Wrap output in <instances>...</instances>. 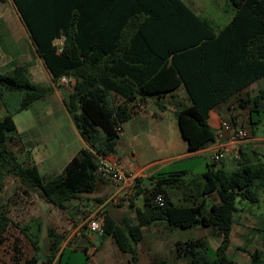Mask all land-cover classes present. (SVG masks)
Returning <instances> with one entry per match:
<instances>
[{
  "label": "trees",
  "instance_id": "16d2710c",
  "mask_svg": "<svg viewBox=\"0 0 264 264\" xmlns=\"http://www.w3.org/2000/svg\"><path fill=\"white\" fill-rule=\"evenodd\" d=\"M11 2L52 83L62 77L73 79V90L63 104L87 148L80 149L61 174L44 183L28 152L20 161L13 150L19 143L13 114L50 96L53 87L33 84L24 66L0 71V105L6 111L0 118V194L3 177L10 175L37 190L46 203L58 210H65L72 200L94 194L102 180L96 172L98 156L114 152L122 126L134 109L127 104L136 98L139 103L174 90L175 84L163 68L169 58L190 100L188 107L174 114L190 152L215 140L204 114L264 78V0H229L232 18L217 33L208 20L196 15L182 0ZM174 35L178 38L174 39ZM112 94L124 103L116 104ZM246 104L250 117L254 114L262 121L264 93L248 99ZM238 155L234 172L227 173L211 163L203 173L202 194L216 193L220 201L211 206L208 216L201 212L203 202L193 207L165 204L155 208L150 204L152 196L148 206L156 212L137 225L124 220L118 225L106 210L102 236H109L118 250L137 264L136 244L142 239L141 227L145 224L164 220L168 227H210L221 237L215 250L201 240L176 242L175 259L184 258L182 264H239L226 255L235 204L237 200L256 203L259 195L264 196V163L255 154L239 151ZM178 180L170 176L162 183L172 185ZM11 223L0 196V245ZM54 237L47 264H68V247L62 248L54 261L59 238ZM86 251L81 250L89 257ZM262 257V251L251 253L255 264ZM30 263L36 264L37 259ZM149 264L168 262L155 260Z\"/></svg>",
  "mask_w": 264,
  "mask_h": 264
},
{
  "label": "crops",
  "instance_id": "0c3cea01",
  "mask_svg": "<svg viewBox=\"0 0 264 264\" xmlns=\"http://www.w3.org/2000/svg\"><path fill=\"white\" fill-rule=\"evenodd\" d=\"M195 14L198 15L197 13ZM230 15L229 19H227L221 27L215 26L208 18L204 19L209 21L214 33H217L223 26L229 23L233 11L230 12ZM19 28L28 38L26 29L20 20ZM173 37L174 39L178 38L176 35ZM35 57L38 64L31 68V74L34 75V71L40 72L46 78L48 82L47 85L53 87L51 95L42 100L41 103H47L51 108L56 110L57 113L62 115L61 119L64 125L69 129L70 133L74 135L76 142L79 144V147L75 148L66 157L65 161L68 162L80 149L87 148V144L75 129L63 104L64 98L73 90V82L70 85H60L58 82L53 84L51 80L52 77L45 69L42 60L36 53ZM163 68L171 76L175 84L174 90L166 94L148 97L145 101L139 103L137 102L139 99L136 98L133 103L127 104L134 106V109L128 121L122 126V132L120 133L114 152L111 155L119 159L124 171L129 174L128 177L120 186H112L102 177L95 191L96 194L94 196L96 199L92 201L93 203L99 202L104 198H109L116 192L129 193L131 196L129 204L119 202L117 205L113 206L118 209L120 217L123 218L125 222H128L129 225L140 224V221L146 222L149 216L156 212L148 206V201L155 193L163 194L167 207H193L203 202L201 212L204 216H208L211 206L218 205L220 201L216 193L205 196L202 194L204 184L203 173L208 165L214 163L211 161V157L218 148L226 150V155L222 161L214 164H216V168H221L227 173L235 171L236 164L234 160L238 159L239 151L255 154V157L260 162L264 163V131H262L260 135L256 134V126L258 123L261 124V121L259 118L255 119L254 114L250 117L249 109L247 110L248 129L246 128V140L232 143L229 141L228 135L221 129L222 122L230 123L234 121H228L231 120L228 119V117L230 116L229 118H232V115H236V120L240 123L243 122L238 116L242 115L240 112L245 110L243 108L249 106L246 104L248 99L264 93V78L255 81L216 108L208 110L204 114V118L213 131L215 140L203 149L190 152L187 150L186 142L180 135L174 115L175 112L188 107L190 105V100L183 83L179 80L172 66L171 58L167 59ZM111 99H113L116 104L124 103L123 99L113 94L111 95ZM240 104H242V107ZM5 113L6 111H3V113L0 114V118ZM15 115L16 114L13 115V121L17 129L14 120ZM49 118L51 119L53 117L50 116ZM16 135L19 137L18 134ZM18 140L20 142V139ZM20 146L21 144L19 143L14 146L13 150L15 154V148L21 149ZM30 157L36 165L38 172L54 170L52 164L45 163L44 159H42L46 157V154L41 158L38 155H32L30 153ZM186 160H189L191 167L183 168L178 166L179 163ZM40 166H42V168ZM192 169H196V177H193ZM170 176H177L179 178L178 182L172 185L163 184L162 180ZM139 194H143L142 201L137 197ZM244 201L245 200L236 201V212L233 214L230 243L226 250V255L239 264H255L251 260V253L256 250L262 251L263 257L257 264H264V196L259 195L258 201L256 203H251L255 205V207L247 206ZM177 230L192 231L194 234L190 239H188L189 237L187 239H181L179 237L172 238V232ZM141 233L142 239L136 244L137 264H149L155 260H166L163 255L166 248L171 256H175L174 245L176 242L201 240L206 247L212 250H215L221 243V237L210 227H202L200 225H195L186 229L168 227L164 220L145 224L141 227ZM84 234L87 236L86 229ZM99 237L103 238L102 235ZM106 237L110 238L109 236ZM98 250L99 246L96 247L95 254ZM140 252L145 256V259L140 257ZM122 254L124 255V253ZM114 264L132 263L130 258L125 260L123 257V260H118Z\"/></svg>",
  "mask_w": 264,
  "mask_h": 264
},
{
  "label": "rangeland",
  "instance_id": "374dc122",
  "mask_svg": "<svg viewBox=\"0 0 264 264\" xmlns=\"http://www.w3.org/2000/svg\"><path fill=\"white\" fill-rule=\"evenodd\" d=\"M182 1L201 18H208L217 27H221L231 16L232 6L229 0ZM37 64L33 47L19 28L18 15L11 0L0 1V71L4 72L16 66H24L26 71L28 69V77L33 84L46 86L48 82L44 75L35 71L34 75L31 74V68ZM41 101L29 105L26 110L16 113L14 116L17 125L16 134L19 135L17 138L20 139L19 144H21V149L15 148V150L20 161L23 160L26 152L41 158L46 154V157L42 159L45 163L52 164L54 169L53 171L39 172L43 182L46 183L62 173V169L67 164L66 157L75 148H78L79 144L64 125L61 119L62 115ZM243 109L245 110L240 112L241 117H238L243 120L241 124L247 133V110L249 107ZM9 110L11 111V109ZM3 111L5 112L0 105V114ZM50 116L53 118L50 119ZM232 116L234 119L229 116L228 119L231 120L228 121L237 119L236 115ZM260 117L262 121L256 126L257 135L264 131V113H261ZM254 118L258 117L254 115ZM178 166L188 168L191 167V163L186 160L179 163ZM40 167L42 168V166ZM194 176H197L196 169L193 170ZM3 182L4 187L0 196L6 205L12 223L5 234L4 243L0 245V264H31L30 261L33 258L37 259L36 264H47V256L51 253L50 246L54 241V235L59 237L54 261L64 247H68L65 252V261L68 264H114L118 260H123V257L125 260L130 258L128 254L123 255L118 251L112 239L106 236L100 238L98 235L85 236L84 234L86 224L83 221V212L89 208V210L96 209L106 198L93 203L96 193L91 196H81L80 199L68 202L65 210H58L46 203L39 196L37 190L22 185L18 178L11 175L4 176ZM137 197L142 201L143 194H139ZM244 202L247 206L255 207L248 201ZM110 206L115 205L108 203L105 209L108 210ZM122 220L123 218L120 217L121 225L123 224ZM193 234L192 231L177 230L172 232L171 237L181 239L189 237L188 239H190ZM95 246H99L96 254ZM84 248H86L89 257L81 252ZM140 254V257L145 259L142 252ZM163 255L168 264L185 263L184 258L177 260L175 256H171L167 248Z\"/></svg>",
  "mask_w": 264,
  "mask_h": 264
},
{
  "label": "built area",
  "instance_id": "2783aa9c",
  "mask_svg": "<svg viewBox=\"0 0 264 264\" xmlns=\"http://www.w3.org/2000/svg\"><path fill=\"white\" fill-rule=\"evenodd\" d=\"M73 79L62 77L58 80L60 85H70ZM221 129L228 135V139L232 143H237L246 140L247 133L244 126L238 121L234 120L233 123L222 122ZM119 130V129H118ZM226 150L223 148H218L217 151L212 155L211 161L214 163H219L223 160L226 155ZM96 172L100 174L107 182L112 186H120L128 177V173L124 171L118 158L108 155L105 157L98 156L97 170ZM131 196L127 192H116L107 198L101 205H99L94 210H87L84 212L83 221L85 222L87 236L90 235H102L103 231L101 224L106 211V205L112 203L116 205L118 202L124 204H129ZM150 204L155 208H163L165 206V201L163 195L158 193L150 200Z\"/></svg>",
  "mask_w": 264,
  "mask_h": 264
},
{
  "label": "water",
  "instance_id": "95a60500",
  "mask_svg": "<svg viewBox=\"0 0 264 264\" xmlns=\"http://www.w3.org/2000/svg\"><path fill=\"white\" fill-rule=\"evenodd\" d=\"M108 215L114 222H116L119 225L121 224L120 223V213L117 208L110 206L108 209Z\"/></svg>",
  "mask_w": 264,
  "mask_h": 264
}]
</instances>
